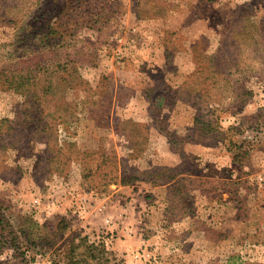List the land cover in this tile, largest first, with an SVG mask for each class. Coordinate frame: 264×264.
Wrapping results in <instances>:
<instances>
[{
  "label": "rangeland",
  "instance_id": "obj_1",
  "mask_svg": "<svg viewBox=\"0 0 264 264\" xmlns=\"http://www.w3.org/2000/svg\"><path fill=\"white\" fill-rule=\"evenodd\" d=\"M258 21L264 0H0V68L37 79L0 86L18 130L0 264L71 242L109 264H264V40L239 31Z\"/></svg>",
  "mask_w": 264,
  "mask_h": 264
},
{
  "label": "trees",
  "instance_id": "obj_2",
  "mask_svg": "<svg viewBox=\"0 0 264 264\" xmlns=\"http://www.w3.org/2000/svg\"><path fill=\"white\" fill-rule=\"evenodd\" d=\"M254 26V24H252ZM264 26L263 21H258L256 24V29H239L240 32L247 34L250 37H254L255 40L256 36L259 34L261 38L264 40V29H261V27ZM233 30V29H231ZM254 33H257V35H254ZM201 42H196L192 45V50L195 49ZM200 55V52L194 51L193 56L197 58ZM204 57L209 58L210 62V57L212 60V63H201L200 64V72L205 73V77L208 74H215L216 72L220 71L219 65L221 64L220 60H217V54L213 53L210 55H205ZM203 60V59H201ZM200 60V61H201ZM225 63H222V65ZM37 85V79L36 75L34 73L29 72L24 76L20 72H11V73H6L4 68H0V86L9 89V90H14L16 92H22L23 90L25 92H30L31 89L28 88H34ZM59 85L58 84H52L51 82L48 83L46 86H43L41 91L44 94H51L54 95L56 94L58 90ZM28 89V90H27ZM27 90V91H26ZM31 97H34V99H37V95L32 93ZM17 131V132H13ZM18 134V130L12 127L11 125L8 124V120L5 118H0V153L1 149H6L9 146H15L16 142V137ZM34 138L33 136L30 137V139ZM19 147H17L18 149ZM67 162L63 161L62 164L65 165ZM103 161H99V165L97 168H99L100 164H102ZM137 179V177L133 174H125L121 177L120 182L125 184L129 183L133 180ZM60 228L64 229L66 228V222L61 221L60 222ZM6 231L5 223L3 222V219L0 220V237L4 239V242L7 244H10L12 247H15L16 244L18 243V236L13 233L12 230H7V234L4 235V232ZM28 242V241H27ZM33 242V241H31ZM83 245V244H82ZM29 245H26L28 247ZM80 247L79 244H76L74 242L69 243L68 248L63 245V248L55 254L58 258L53 256L49 260V264H100V263H108V258L105 257V250L103 248L97 250L96 253L95 250L97 249V246H94L92 244H86L84 243V252L82 257H78L75 255L77 249ZM99 252L102 253V255H99ZM104 255V256H103ZM48 264V263H47Z\"/></svg>",
  "mask_w": 264,
  "mask_h": 264
}]
</instances>
